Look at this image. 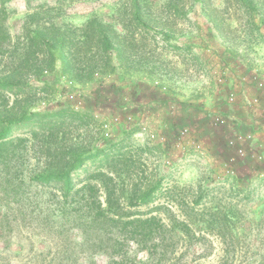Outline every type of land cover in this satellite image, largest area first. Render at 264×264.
Returning <instances> with one entry per match:
<instances>
[{
	"label": "rangeland",
	"instance_id": "374dc122",
	"mask_svg": "<svg viewBox=\"0 0 264 264\" xmlns=\"http://www.w3.org/2000/svg\"><path fill=\"white\" fill-rule=\"evenodd\" d=\"M88 22L109 46L85 37ZM36 31L47 35L42 46ZM262 51L264 0H0V77L21 76L13 91L0 89V112L65 111L52 117L65 148L97 156L75 172L76 187L96 185L106 207V174L124 212L155 215L172 231L155 264H264V168L226 147L238 132L264 143ZM37 127L21 124L0 148V264H105L98 240L110 234L74 214L58 221L57 186L32 180L58 161ZM196 145L207 170L195 188L172 185ZM123 248L128 264L145 259L131 240Z\"/></svg>",
	"mask_w": 264,
	"mask_h": 264
},
{
	"label": "trees",
	"instance_id": "16d2710c",
	"mask_svg": "<svg viewBox=\"0 0 264 264\" xmlns=\"http://www.w3.org/2000/svg\"><path fill=\"white\" fill-rule=\"evenodd\" d=\"M92 27L93 26H91L89 22L86 24V28H84L85 37L89 39V35H91L92 38L96 37V40L101 42L105 47L109 46L108 40L101 31L100 26L98 25L96 29ZM31 38H35L38 42L37 45L42 46L45 44L47 35L46 33L36 31ZM107 51L108 50L105 48L101 49L100 52L103 54ZM31 68H34L35 71L39 70V68ZM97 68L98 67L92 68L93 70L91 69L92 71L88 72V74L92 75L93 71ZM14 75H16V73L0 77L1 90L11 92L13 88L19 85L17 82L21 79V76L14 79ZM262 106H264V101H262ZM64 112H34L27 115L21 114L19 117L10 114H1L2 112H0V148H4L3 146L5 145H13L14 140L11 139V135L21 124L38 125L37 128L39 132L34 131V134L39 133L40 135H45L51 141L50 146L45 145V147H42L43 151L49 156H54V159L58 161H53L50 168L37 173L32 177V180L39 185L53 184L57 186L56 189L58 193L54 194V199L51 202L54 212L58 215L57 220L61 221V219H65L66 215L74 214L73 216H76L79 222L78 225L81 224L83 226L84 224L86 227H91L97 224V229H101V234H110V242H102L100 241V233L96 230V238H100L98 240L100 243L98 248L109 249L106 251L109 257L105 264H128L127 258L131 257V255H129L127 249L123 248V244H128L129 240L140 245V248L145 250V259H136V264H155L160 260V257H157L158 251H164L163 245L165 243V238L168 233L170 234L172 231L166 227L161 218L155 215L131 218L132 215L124 212V208L119 205V202H113L115 198L114 185H112L111 178L107 177L106 174H104L105 178L99 181L100 185L102 184L106 189V207H102V203L97 195L98 188L96 185L85 182L80 187H76L74 180L75 172L80 170L86 161L89 160L93 163L97 156L87 155V157H84L83 154L86 149H78L75 148L74 145H69L65 148L63 143L64 131L61 129L63 124L60 122H52V117ZM72 113L78 115V113ZM262 123V119L258 120L259 126H262ZM250 127L251 130L257 128V126ZM245 134L240 132L233 136L232 134H226V147L232 150V153L236 157L241 158L250 155L255 164L253 166V168H255L254 171L264 168L263 143L257 141L251 145V139L239 138ZM240 148L243 149L242 155L238 153V149ZM98 152L101 151L98 150ZM236 160L233 159V157H229L224 163L229 167L234 165L235 168V166H237ZM159 186L160 183H157L151 188L140 191L136 196L139 204H147L150 202ZM55 197L57 198L55 199ZM114 230L118 232V235L112 237L111 234H113ZM119 235L121 238H119ZM134 261L135 260L131 259V262L135 263Z\"/></svg>",
	"mask_w": 264,
	"mask_h": 264
},
{
	"label": "clouds",
	"instance_id": "9594fccd",
	"mask_svg": "<svg viewBox=\"0 0 264 264\" xmlns=\"http://www.w3.org/2000/svg\"><path fill=\"white\" fill-rule=\"evenodd\" d=\"M264 56V51L260 53ZM207 160L199 148L193 149L192 153L176 162L171 184L177 187L195 188L205 173Z\"/></svg>",
	"mask_w": 264,
	"mask_h": 264
},
{
	"label": "built area",
	"instance_id": "2783aa9c",
	"mask_svg": "<svg viewBox=\"0 0 264 264\" xmlns=\"http://www.w3.org/2000/svg\"><path fill=\"white\" fill-rule=\"evenodd\" d=\"M67 97H68V99H70L71 101H73L75 99V94L72 93V92H69L68 95H67ZM233 98H234V94L233 93H228L227 94V99L229 101H232ZM218 120H219L220 123H223L224 122L223 118H218ZM142 130H145V127H142ZM105 136H108V132L107 131L105 132ZM149 136H150V138H153L154 137L153 134H150ZM239 138L251 139V134H245V135H243L242 137H239ZM195 147L196 148H200V145H196ZM238 153L240 155H242L243 154V149L242 148L238 149Z\"/></svg>",
	"mask_w": 264,
	"mask_h": 264
},
{
	"label": "crops",
	"instance_id": "0c3cea01",
	"mask_svg": "<svg viewBox=\"0 0 264 264\" xmlns=\"http://www.w3.org/2000/svg\"><path fill=\"white\" fill-rule=\"evenodd\" d=\"M263 145H264V143H263Z\"/></svg>",
	"mask_w": 264,
	"mask_h": 264
}]
</instances>
